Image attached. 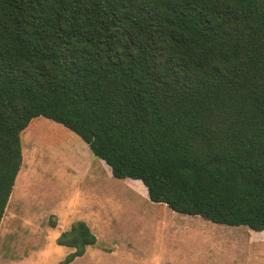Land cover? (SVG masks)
I'll return each instance as SVG.
<instances>
[{"label": "trees", "instance_id": "1", "mask_svg": "<svg viewBox=\"0 0 264 264\" xmlns=\"http://www.w3.org/2000/svg\"><path fill=\"white\" fill-rule=\"evenodd\" d=\"M39 116L151 201L264 231V0H0V223ZM96 241L73 223L61 264Z\"/></svg>", "mask_w": 264, "mask_h": 264}, {"label": "rangeland", "instance_id": "2", "mask_svg": "<svg viewBox=\"0 0 264 264\" xmlns=\"http://www.w3.org/2000/svg\"><path fill=\"white\" fill-rule=\"evenodd\" d=\"M23 162L0 223V264H61L58 243L84 221L94 245L70 264H264V235L149 199L140 180L110 167L64 125L35 117L21 132ZM250 232V233H249Z\"/></svg>", "mask_w": 264, "mask_h": 264}, {"label": "crops", "instance_id": "3", "mask_svg": "<svg viewBox=\"0 0 264 264\" xmlns=\"http://www.w3.org/2000/svg\"><path fill=\"white\" fill-rule=\"evenodd\" d=\"M10 200V199H9ZM9 202V201H8ZM261 232V231H260ZM250 233V232H249ZM261 233H264V232H261ZM250 236H252V237H256V235H264V234H258L257 232H253L252 234L250 233L249 234Z\"/></svg>", "mask_w": 264, "mask_h": 264}]
</instances>
